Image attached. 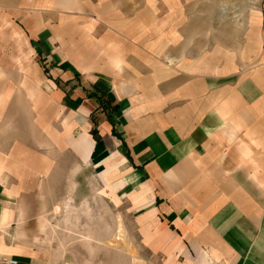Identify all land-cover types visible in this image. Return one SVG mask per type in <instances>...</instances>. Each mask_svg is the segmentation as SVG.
Wrapping results in <instances>:
<instances>
[{"label":"crops","instance_id":"1","mask_svg":"<svg viewBox=\"0 0 264 264\" xmlns=\"http://www.w3.org/2000/svg\"><path fill=\"white\" fill-rule=\"evenodd\" d=\"M16 99L29 126L7 145ZM43 107L65 113L82 162L43 158ZM7 149L0 263L101 264L96 222L58 221L69 208L48 200L55 174L75 170L120 185L159 262L264 264V0H0Z\"/></svg>","mask_w":264,"mask_h":264},{"label":"rangeland","instance_id":"2","mask_svg":"<svg viewBox=\"0 0 264 264\" xmlns=\"http://www.w3.org/2000/svg\"><path fill=\"white\" fill-rule=\"evenodd\" d=\"M38 106L40 108L44 105L39 103ZM43 110L38 111L37 118V139L39 147L42 148L39 152L43 155V158L47 154L48 157H52L53 162H80L81 160L78 159L77 153L70 145L71 140L77 139V137L71 135L67 144L62 139L69 133L67 131L68 122L67 117L64 116L65 113L55 109L51 115L49 112L48 114L45 112V107H43ZM28 112L24 102L19 103L18 99L7 104L4 122L6 124L5 127L8 129L3 136L5 144L8 145L11 142L13 144L14 139L18 137L25 138L24 134L19 136L18 125L21 122L22 132H24L26 126H29L30 112ZM49 125L53 127V133L50 134L48 132V134H45ZM33 127L34 125L31 128ZM47 148L48 151L46 150ZM10 154H13L12 149L0 152V156L3 155L5 158L10 156ZM74 173L75 170H71L70 174L66 176L55 174L54 182L50 189L53 198L48 200H53L56 210H58V207H63L65 210L69 208V211H64L66 214L58 216V221L77 223L80 219L88 226H92L96 222V233L101 237V264H175V262L168 259L164 262L163 258H160L159 262V257L150 254L147 248H143L139 238L141 220L136 218V214L131 210L127 200L122 198L125 193L120 194V185L111 186L107 173L100 177H78V180ZM93 208H96V212H98L96 219L93 215ZM121 226L128 228L130 237L133 239V242H129L133 245V248H131L132 261L127 260L125 256L126 246L122 240H125L124 234L126 232L121 230ZM69 233L72 234L73 232L70 231ZM90 235L92 236V231L89 232L87 230L85 236L87 240ZM69 244L71 245L70 247H77V241L75 240L69 241ZM83 245L86 246L88 255L93 253L92 249H88L90 248L88 241Z\"/></svg>","mask_w":264,"mask_h":264},{"label":"built area","instance_id":"3","mask_svg":"<svg viewBox=\"0 0 264 264\" xmlns=\"http://www.w3.org/2000/svg\"><path fill=\"white\" fill-rule=\"evenodd\" d=\"M0 264H18V262L15 259H8L5 262L0 263Z\"/></svg>","mask_w":264,"mask_h":264}]
</instances>
